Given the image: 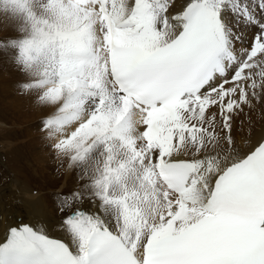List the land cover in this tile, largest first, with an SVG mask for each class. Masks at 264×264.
<instances>
[{
	"label": "snow or ice",
	"instance_id": "snow-or-ice-1",
	"mask_svg": "<svg viewBox=\"0 0 264 264\" xmlns=\"http://www.w3.org/2000/svg\"><path fill=\"white\" fill-rule=\"evenodd\" d=\"M0 55L76 172L59 236L0 264H264V0H0ZM250 120L248 124L250 126Z\"/></svg>",
	"mask_w": 264,
	"mask_h": 264
},
{
	"label": "bare ground",
	"instance_id": "bare-ground-1",
	"mask_svg": "<svg viewBox=\"0 0 264 264\" xmlns=\"http://www.w3.org/2000/svg\"><path fill=\"white\" fill-rule=\"evenodd\" d=\"M3 19L6 16L0 13V20ZM22 78L13 63L0 55V145L21 162L17 166L20 171L17 184L11 181L7 189L13 191L18 187L19 202L8 203L6 207L1 205L0 239L6 229L21 222V218L24 223L44 227L49 234L59 236L52 194L71 188L77 179L75 170L68 167L67 158L58 156L50 146L53 141L41 128V120L49 109L38 103L34 94H25L17 87ZM245 113V136L250 134L253 139H259L264 134V104L257 102L250 111L245 109ZM39 176L45 180V185L34 186Z\"/></svg>",
	"mask_w": 264,
	"mask_h": 264
},
{
	"label": "rangeland",
	"instance_id": "rangeland-1",
	"mask_svg": "<svg viewBox=\"0 0 264 264\" xmlns=\"http://www.w3.org/2000/svg\"><path fill=\"white\" fill-rule=\"evenodd\" d=\"M4 85L3 86L7 88L6 86L7 84H4ZM12 155H14L12 152H7L5 149H3V146L0 145V208H1V205L6 207L7 205H9L8 203H11V202L18 203L19 202L18 187H15V190L13 191L7 190L11 181L17 184L18 175H20V171L18 170L17 166L21 165V162L19 161L20 162L19 163L18 159L17 158L15 159V156H12ZM11 157H14V158H11ZM28 158L31 159L30 156H27V159ZM12 162H13V165H12ZM29 164H31V162H29ZM34 167H35V163H34ZM35 180H36L35 183L33 182L34 186H37V184L42 185L45 183V180H43L41 176L35 178Z\"/></svg>",
	"mask_w": 264,
	"mask_h": 264
}]
</instances>
